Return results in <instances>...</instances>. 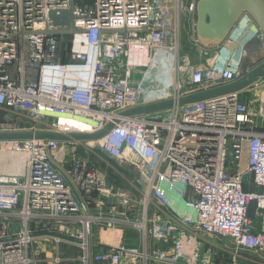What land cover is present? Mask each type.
<instances>
[{"label": "built area", "instance_id": "built-area-1", "mask_svg": "<svg viewBox=\"0 0 264 264\" xmlns=\"http://www.w3.org/2000/svg\"><path fill=\"white\" fill-rule=\"evenodd\" d=\"M199 1L0 0V132L113 125L96 141L0 140L23 154L19 171L0 165V264H215L207 246L221 240L233 243L232 264L242 250L264 256V78L123 115L229 84L264 60L247 11L204 45ZM252 90L256 101H244Z\"/></svg>", "mask_w": 264, "mask_h": 264}, {"label": "water", "instance_id": "water-1", "mask_svg": "<svg viewBox=\"0 0 264 264\" xmlns=\"http://www.w3.org/2000/svg\"><path fill=\"white\" fill-rule=\"evenodd\" d=\"M197 35L201 42L209 46L217 41L225 40L228 33L238 22L239 17L247 11L264 31V0H200L198 2ZM264 78V60L248 69L246 73L229 84L213 86L179 99H168L162 102L146 104L123 112L124 116L144 115L149 112L163 111L180 105L196 104L211 101L213 98L233 96L245 91L248 87ZM112 124L96 133H61L50 129H29L13 132H0V140H46L58 141H96L104 136Z\"/></svg>", "mask_w": 264, "mask_h": 264}, {"label": "crops", "instance_id": "crops-1", "mask_svg": "<svg viewBox=\"0 0 264 264\" xmlns=\"http://www.w3.org/2000/svg\"><path fill=\"white\" fill-rule=\"evenodd\" d=\"M5 115H6L5 113L2 114V111H0V117ZM114 165L116 164L111 163V165L104 164L103 166L107 169H110V171L113 172ZM254 211H255V205L254 203H251V206L249 207V216H253ZM207 251L211 254V256H213V260L215 264H232L231 259H232V254L234 252V246L230 240H224V241L221 240V242L219 241L209 242L207 246ZM240 255L243 258L242 264H264V256L257 255L252 251L249 252L246 250H242L240 252Z\"/></svg>", "mask_w": 264, "mask_h": 264}, {"label": "bare ground", "instance_id": "bare-ground-1", "mask_svg": "<svg viewBox=\"0 0 264 264\" xmlns=\"http://www.w3.org/2000/svg\"><path fill=\"white\" fill-rule=\"evenodd\" d=\"M243 21H245V23L249 22L248 18H244ZM252 32H255V29H252ZM2 164H5L6 171H19L23 166V154L19 151L11 152L7 149H3L0 151V165Z\"/></svg>", "mask_w": 264, "mask_h": 264}, {"label": "rangeland", "instance_id": "rangeland-1", "mask_svg": "<svg viewBox=\"0 0 264 264\" xmlns=\"http://www.w3.org/2000/svg\"><path fill=\"white\" fill-rule=\"evenodd\" d=\"M89 1H90L91 4H93V2H94V0H89ZM185 41H186V42H189V40H188L187 38L185 39ZM253 55H255V54H253ZM249 63H251V59L249 60ZM257 93H258V92L253 91V90H252V91H246L244 94L241 95V97H242V99H243L244 101H246L248 98H252V101H256V99L258 98V96H257L258 94H257ZM252 104H253V108L257 107V105H256L255 103L252 102ZM46 123H49V122L46 121L45 124H46ZM40 127H41V126H40ZM42 127H45V126H42ZM100 158H101V159H100ZM100 158L97 157V158H95V159H98V160L100 159L99 161L102 162V164H105V163H104L105 161L103 162L101 156H100ZM104 158H106V157L104 156ZM117 181H118V182L120 181V179H119L118 177H117ZM120 182H122V181H120Z\"/></svg>", "mask_w": 264, "mask_h": 264}]
</instances>
